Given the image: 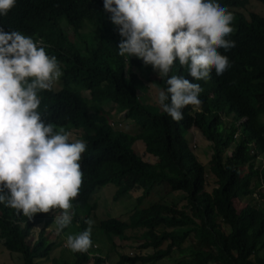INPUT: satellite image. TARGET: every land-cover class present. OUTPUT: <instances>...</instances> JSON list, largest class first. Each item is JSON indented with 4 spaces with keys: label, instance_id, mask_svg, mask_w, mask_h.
I'll list each match as a JSON object with an SVG mask.
<instances>
[{
    "label": "trees",
    "instance_id": "obj_1",
    "mask_svg": "<svg viewBox=\"0 0 264 264\" xmlns=\"http://www.w3.org/2000/svg\"><path fill=\"white\" fill-rule=\"evenodd\" d=\"M250 1L219 0L234 17V31L227 38L235 46L219 50L231 67L220 76L213 72L193 81L202 89L201 103L186 106L178 122L158 105L155 111L144 102L139 92L149 89L147 83L165 89L166 78L134 56L117 54L121 37L102 0H17L0 17V28L31 36L61 65L58 88L38 91V111L54 130L79 131L86 144L71 224L79 232L88 227L85 221L98 207L92 195L99 187L115 183V199L137 194L139 205L128 219L100 220L99 227L110 238L109 252L115 251V237L136 240L152 252L141 258L119 256L115 264H151L176 253V264H264V12L246 13ZM255 1L264 6V0ZM173 74L192 82L186 66L174 62L168 75ZM109 103L117 104L116 111L125 112L139 132L116 129ZM192 129H200L211 143V190L206 165L187 136H194ZM138 140L154 162L139 153ZM175 191L182 193L179 199L172 196ZM146 198L148 203L140 206ZM237 200L246 204L239 209ZM59 211L29 219L0 204L1 245L19 254L21 264H106L108 258L98 247L76 252L73 262L53 255L65 233V228L57 232Z\"/></svg>",
    "mask_w": 264,
    "mask_h": 264
},
{
    "label": "clouds",
    "instance_id": "obj_2",
    "mask_svg": "<svg viewBox=\"0 0 264 264\" xmlns=\"http://www.w3.org/2000/svg\"><path fill=\"white\" fill-rule=\"evenodd\" d=\"M16 4L0 0V17ZM102 7L121 37L117 54L134 56L166 78L155 102L172 121L183 119L186 106L200 105L202 89L193 81L213 72L220 76L231 67L219 50L235 46L227 38L234 31V17L219 0H102ZM174 62L187 67L192 82L183 74L168 75ZM61 76L57 58L47 55L39 42L0 28V204L29 219L59 209L58 233L72 222L71 201L82 183L80 161L86 150L85 142L54 130L38 111V91H51ZM85 223L83 231L66 237L65 247L73 253L92 246L93 222Z\"/></svg>",
    "mask_w": 264,
    "mask_h": 264
},
{
    "label": "rangeland",
    "instance_id": "obj_3",
    "mask_svg": "<svg viewBox=\"0 0 264 264\" xmlns=\"http://www.w3.org/2000/svg\"><path fill=\"white\" fill-rule=\"evenodd\" d=\"M235 11H241L244 12L242 8H233ZM252 11H261L264 12V6L260 3H258L255 0L250 1L248 6L246 7L245 12L250 13ZM247 15V14H246ZM65 31L69 35H73V31L70 28H65ZM61 80L59 78L57 84L55 85L56 88H58ZM149 89L146 92H139L142 94L143 100L145 103L150 104L152 108L155 111H159L158 104L155 102V97L157 94V90L159 89L156 85V83L148 82ZM107 110L111 111L114 114V127L116 129H121L123 131H128L131 133H137L139 132V127L137 124H135L131 119L127 118L125 116V112H117V104L115 103H109L106 105ZM262 121H264V117L262 118ZM195 130V139H193V136H190V133L187 134L188 138L191 140V148L192 150L199 156L200 160L203 161V163L206 165L207 170V177L208 181L210 182L207 189L211 190L215 181L214 175L211 173L210 170V159H211V143L210 141L206 140L201 132L200 129H192ZM70 134V139L72 140H82L80 139L79 131L71 130L68 132ZM135 147H137V150L140 154H142L148 161L154 162L153 155L149 154L145 150V143L142 140H138L135 143ZM117 190V186L115 183H109L105 186L99 187L97 191L92 195V202H97V210L96 213L91 214L88 220H91L93 222L92 228H91V240H92V246L89 248L91 251H95L94 243L100 246L101 250H106L109 245H111L110 238L102 232V230L99 227L100 220L108 219L111 217L115 218H127L130 215V211L133 209L135 205H139V202L137 200V194L133 193H126L124 195H121L117 199L114 198L115 193ZM160 194L164 192V190H159ZM168 194V193H167ZM182 193L179 191H175L172 196H177L179 199V196ZM149 201V198H146L143 200L142 204L140 206H144ZM180 205L186 204V201L180 200ZM245 200L236 201L237 208L243 207L246 203ZM56 215H59L57 213ZM57 226V225H56ZM41 227V226H39ZM79 233L78 227L75 226L73 223L70 224L65 228V233L62 235V239L58 240V244L53 250V255L56 257H60L63 260L67 262H73L75 260L76 254L71 252L69 249L65 247V240L67 235H76ZM113 241L116 242V249L114 248L115 252L118 253L119 256L123 255H130L129 253L132 252L134 256L141 258L143 255L148 254L152 252V248H140L139 244L140 242L136 240H124V242L131 243L130 248L126 247V244L122 242L123 240H120L118 238H115ZM139 243V244H138ZM19 254L12 253L9 250H7L5 247H3L0 243V264H21L22 260L19 259ZM114 257V256H113ZM179 255L176 253L174 257H165L162 258L159 261H156L155 263L151 264H176L177 259ZM20 258V257H19ZM110 259V258H109ZM150 264V263H149Z\"/></svg>",
    "mask_w": 264,
    "mask_h": 264
},
{
    "label": "crops",
    "instance_id": "obj_4",
    "mask_svg": "<svg viewBox=\"0 0 264 264\" xmlns=\"http://www.w3.org/2000/svg\"><path fill=\"white\" fill-rule=\"evenodd\" d=\"M192 132H193V139H195V135H197V133L195 134V130H192ZM95 213H96V211H95ZM60 214V213H59ZM59 216V215H58ZM115 238H118V237H115ZM119 239V238H118ZM121 240V239H120ZM122 242H124V240L122 241ZM113 243H114V245H113V248H115L116 249V242L115 241H113ZM125 243V242H124ZM126 244V247L127 248H130V245L128 244V242H126L125 243ZM103 252L106 254V256H107V258H108V261L106 262V264H115L116 262H117V260H118V257H119V255H118V253L117 252H115V251H112V252H109L108 251V249H106L105 251L103 250ZM114 256V257H113ZM110 258V259H109ZM137 264H140V263H137Z\"/></svg>",
    "mask_w": 264,
    "mask_h": 264
}]
</instances>
